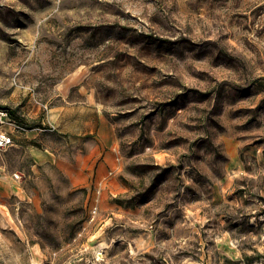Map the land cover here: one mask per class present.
Instances as JSON below:
<instances>
[{
    "label": "rangeland",
    "instance_id": "374dc122",
    "mask_svg": "<svg viewBox=\"0 0 264 264\" xmlns=\"http://www.w3.org/2000/svg\"><path fill=\"white\" fill-rule=\"evenodd\" d=\"M0 108V264H264V0H0Z\"/></svg>",
    "mask_w": 264,
    "mask_h": 264
},
{
    "label": "built area",
    "instance_id": "2783aa9c",
    "mask_svg": "<svg viewBox=\"0 0 264 264\" xmlns=\"http://www.w3.org/2000/svg\"><path fill=\"white\" fill-rule=\"evenodd\" d=\"M26 130L23 123L13 118L9 109L0 108V150L13 144V132ZM95 208L92 213H95Z\"/></svg>",
    "mask_w": 264,
    "mask_h": 264
},
{
    "label": "crops",
    "instance_id": "0c3cea01",
    "mask_svg": "<svg viewBox=\"0 0 264 264\" xmlns=\"http://www.w3.org/2000/svg\"><path fill=\"white\" fill-rule=\"evenodd\" d=\"M43 159H50L49 157H42ZM52 161H56V163L59 165L61 163V159L60 158H55V157H52L51 158Z\"/></svg>",
    "mask_w": 264,
    "mask_h": 264
},
{
    "label": "trees",
    "instance_id": "16d2710c",
    "mask_svg": "<svg viewBox=\"0 0 264 264\" xmlns=\"http://www.w3.org/2000/svg\"><path fill=\"white\" fill-rule=\"evenodd\" d=\"M6 109H8V108H6ZM9 110H10V113L13 116V118L16 119L17 121H19L18 116L11 109H9Z\"/></svg>",
    "mask_w": 264,
    "mask_h": 264
}]
</instances>
